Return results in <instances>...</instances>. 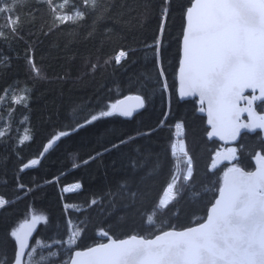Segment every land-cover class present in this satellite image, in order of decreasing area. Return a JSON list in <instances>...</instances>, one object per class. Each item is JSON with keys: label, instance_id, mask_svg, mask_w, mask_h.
I'll return each instance as SVG.
<instances>
[{"label": "trees", "instance_id": "obj_1", "mask_svg": "<svg viewBox=\"0 0 264 264\" xmlns=\"http://www.w3.org/2000/svg\"><path fill=\"white\" fill-rule=\"evenodd\" d=\"M7 3L14 10L11 16L0 13V197L9 204L0 210V264L14 260L16 242L10 233L34 217H44L37 221L31 241L37 255L38 242L51 245L46 254L59 252V259L47 264H62L73 249L107 241L99 235L101 229L114 239L152 238L159 234L157 229L182 230L202 222L225 170L212 168L221 144L207 139L204 113L195 100L180 101L176 93L189 0H171L162 36L163 0H103V4L97 0L95 12L91 4L84 7V0H69L66 5L52 0L58 15H75L74 8L85 13L83 20L64 23L55 19L47 0ZM158 38L159 58L154 52ZM120 50L128 55L116 64ZM28 56L41 75L29 66ZM161 69L164 76L159 75ZM128 94L145 102L134 117L113 114L74 130ZM176 121L182 123L192 160L191 181L184 180L185 164L175 181L179 170L170 147ZM61 132L69 134L57 140ZM49 142L53 146L44 153ZM234 146L238 158L234 163L245 170L253 169L251 157L264 153L259 133L243 134ZM33 159L39 163L21 171ZM132 160L138 166L144 163L135 175ZM150 169L153 174L145 177ZM125 181L138 193L134 204L118 189ZM73 183H80V190L62 192ZM171 183L175 199L162 207L161 197ZM193 184L198 197L183 191ZM112 192L120 193L115 208L110 207ZM93 198L95 205L90 204ZM153 213L155 224L150 225L147 217ZM76 226L80 234L69 248L67 241Z\"/></svg>", "mask_w": 264, "mask_h": 264}, {"label": "snow or ice", "instance_id": "obj_2", "mask_svg": "<svg viewBox=\"0 0 264 264\" xmlns=\"http://www.w3.org/2000/svg\"><path fill=\"white\" fill-rule=\"evenodd\" d=\"M103 4V0H100ZM69 0H60L66 5ZM171 0H163L159 32L165 31ZM52 14L61 23L69 20H83L85 13L74 8L72 13L58 15L59 8L52 0H47ZM91 4L93 11L97 8V0H84V7ZM14 7L7 0H0V13L11 16ZM184 28L182 32L181 58L179 61V95L181 98L198 97L199 112L206 113L207 137H218L222 141H234L242 130L264 133V0H189L184 11ZM111 31V29H105ZM157 58L161 53L159 38L154 46ZM128 53L120 50L115 57V63L120 64ZM28 64L39 76L41 69L28 56ZM97 65L93 64L92 69ZM160 76H164L161 69ZM250 90V95H245ZM258 92V95H257ZM135 106L113 104L112 111H102L78 123L74 130L86 127L102 117H110L114 112L122 117L131 118L138 108L144 107V99L135 97ZM257 102L259 104L257 105ZM243 105V106H241ZM259 108V111H258ZM247 114V122L241 120ZM177 124V129L181 128ZM61 132L60 136L68 135ZM2 135V133H0ZM60 136L56 137L57 140ZM25 140L29 137L25 136ZM123 143V141H122ZM52 144H48L51 148ZM183 150V148H182ZM47 151V149H45ZM186 155V153H185ZM220 155V153H217ZM225 160L238 159L236 149L231 148L224 156ZM38 160L24 168L37 165ZM258 167L254 171H246L238 165L228 167L223 172L222 183L218 187L215 198L206 218L195 227L183 231H157L154 238L130 235L128 238L114 239L110 233L101 229L99 235L107 238V242L88 248L86 251L74 250V256L63 260L62 264H264V154L257 157ZM185 181H191L193 176L192 160L187 161ZM133 175L139 166L135 160L130 161ZM216 164L212 165L214 169ZM153 170H148L146 176H151ZM145 177H141L144 179ZM23 187V185H19ZM81 188L80 183L65 187L64 192ZM118 189L124 195L135 198L138 193L132 191L128 183L121 182ZM173 185H168L172 191ZM183 191L198 197L194 184L185 185ZM119 192H112L110 207L115 208V197ZM175 199V196H173ZM9 202L0 197V209ZM91 205L97 204L93 198ZM162 207L167 203L160 201ZM153 215L147 217V223L155 224ZM44 217H34L28 231H12L11 237L18 246L13 264H22L29 248L28 236L32 227ZM80 234L79 226L67 241L69 248L74 245ZM55 243H64L55 241ZM51 247V245H41ZM50 259H59V252L52 251L45 255H37L35 246L31 248L28 264H47Z\"/></svg>", "mask_w": 264, "mask_h": 264}, {"label": "water", "instance_id": "obj_3", "mask_svg": "<svg viewBox=\"0 0 264 264\" xmlns=\"http://www.w3.org/2000/svg\"><path fill=\"white\" fill-rule=\"evenodd\" d=\"M181 47H182V38H181V46H180V58H181ZM179 61H180V59H179ZM176 80H177V88H176V92H177V96H178V98H179L180 100H196V103H197L198 107H200V105H199V103H198V99H199L198 97H186V98H181V97H180V95H179V88H180V82H179V66H178V72H177ZM249 94H251V93H250V90H246L245 95H249ZM257 95H258V92H257ZM136 96H138V95H127V96L123 97L122 99L118 100V101L116 102V104L120 105L121 102H123L122 106H135L136 103H137V101H136V99H135ZM241 106H243V105H241ZM139 109H140V108H138V109L133 113V116H135V115L137 114V112L139 111ZM116 113H118V112H116ZM204 115H205V123H206V126L208 127V131H209L210 128H209V126L207 125V122H206V121H207L206 113H204ZM133 116H132V117H133ZM132 117H131V118H132ZM125 118H128V117H125ZM241 120L244 121V122H247V114H246V113L242 115ZM245 133H246V134H255V133H259L260 136H261V138H262V140L264 141V133H261L260 130H257V132H255V133H248L246 130H242V131H241V135H240L236 140H234V141H227V142H225V141L220 140L218 137H213L212 139L218 141V142L221 143L222 145L235 144V143L240 139V137H241L243 134H245ZM206 137H207V134H206ZM207 139H209V138L207 137ZM48 144H52V143H48ZM48 144H47V145L45 146V148H44V153H46V152L50 149V148H48ZM45 149H47V151H45ZM227 153H228L227 151H223V152H221L220 155H217V156H216L215 161H216L217 163H220V162H223V161H229V160H225V159H224V156H225ZM260 154H264V153L257 152V153L251 158V161H252V164H253V169H252L251 171L256 170V168L258 167L257 157H258V155H260ZM246 171H247V170H246ZM217 196H218V194H217ZM213 203H214V202H213ZM210 207H211V206H210ZM210 207L208 208V210L210 209ZM208 210H207V212H208ZM206 215H207V214H206ZM205 218H206V217H205ZM28 225H30V224H27V225L23 226V227L21 228L20 231H21V232L28 231ZM197 225H198V224H195V225H193V226H191V227H195V226H197ZM35 227H36V224L32 227V230H31V232H30V234H29V236H28V244H29V248H28V249H25V253H26V254H27V252L29 251V249H30V247H31V241H32V238H33V236H34ZM187 228H189V227H187ZM187 228H185V229H187ZM185 229H182V230H175V231H183V230H185ZM170 230H174V229H170ZM152 238H154V237H152ZM106 242H107V241H106ZM106 242H104V243H106ZM95 245H98V244H95ZM95 245H93V246H95ZM91 247H92V246H91ZM89 248H90V247H89ZM17 249H18V246H17V244H16V251H17ZM87 249H88V248H87ZM87 249H84V250H82V251H86ZM16 251H15V252H16ZM72 255L74 256V253H73ZM24 258H25V257H24ZM24 258L22 259V264H23ZM11 264H13V262H12Z\"/></svg>", "mask_w": 264, "mask_h": 264}, {"label": "rangeland", "instance_id": "obj_4", "mask_svg": "<svg viewBox=\"0 0 264 264\" xmlns=\"http://www.w3.org/2000/svg\"><path fill=\"white\" fill-rule=\"evenodd\" d=\"M59 136H60V134H59ZM60 137H61V136H60ZM55 141H56V139H55ZM231 148H235V149H236V157H237V148H236L234 145L220 146V147L218 148L216 154L219 153V152H221V151H228V150L231 149ZM182 158H184V157L182 156V157L179 158V159H182ZM186 163H187V162H186ZM214 164H216V163H214ZM233 165H237V164L234 163V161H233V162H226V163L216 164V167H218V166H224V170L226 171L228 167H231V166H233ZM187 167H188V164H187V166H186L185 176L187 175ZM216 167H215V168H216ZM174 183H175V182H174ZM174 183H172V185H173V189H172V191H169V190H168V187H167L166 190H165V192H164V194H163V196H162V198H161V200L165 201L166 203H168V202L172 199V197H173V195H174ZM70 192H72V191H70ZM161 200H160V201H161ZM31 222H32V219H31L29 222H26V223H24L23 225L19 226V227H18V230H21V228H22L23 226L27 225V224H31ZM73 229H74V228L71 229V232H72V233H73ZM38 244L40 245V247H41L42 244H43V245H46V244H44L43 242H38ZM32 247H33V245L31 246V248H32ZM31 248H30V250L27 252V254H26L25 258H24L23 264H28L29 258H27V256L29 255V253H30V251H31ZM48 248H49V247H41V248L39 249V251H40V255H45V256H47V254H46V250H47Z\"/></svg>", "mask_w": 264, "mask_h": 264}, {"label": "built area", "instance_id": "obj_5", "mask_svg": "<svg viewBox=\"0 0 264 264\" xmlns=\"http://www.w3.org/2000/svg\"><path fill=\"white\" fill-rule=\"evenodd\" d=\"M178 123H176L174 126H173V136L175 138V142H174V145L172 146V152L173 153H176L180 150V146L182 147L181 143H180V139H181V136H182V129L179 128L177 129L176 125ZM182 152V151H180ZM189 158L186 157V161L188 160Z\"/></svg>", "mask_w": 264, "mask_h": 264}, {"label": "bare ground", "instance_id": "obj_6", "mask_svg": "<svg viewBox=\"0 0 264 264\" xmlns=\"http://www.w3.org/2000/svg\"><path fill=\"white\" fill-rule=\"evenodd\" d=\"M73 185V184H72ZM72 185H68V186H66V187H71ZM64 190V189H63Z\"/></svg>", "mask_w": 264, "mask_h": 264}, {"label": "flooded vegetation", "instance_id": "obj_7", "mask_svg": "<svg viewBox=\"0 0 264 264\" xmlns=\"http://www.w3.org/2000/svg\"><path fill=\"white\" fill-rule=\"evenodd\" d=\"M259 103H257V105H258ZM221 163H226V162H221Z\"/></svg>", "mask_w": 264, "mask_h": 264}]
</instances>
